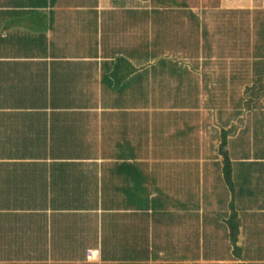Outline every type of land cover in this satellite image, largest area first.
<instances>
[{
    "label": "crops",
    "instance_id": "crops-1",
    "mask_svg": "<svg viewBox=\"0 0 264 264\" xmlns=\"http://www.w3.org/2000/svg\"><path fill=\"white\" fill-rule=\"evenodd\" d=\"M48 2L0 0V37L29 39L24 48L1 49L0 42V248L24 249L27 257L17 261L28 264H179L165 258L102 262L98 212L81 205L103 193L122 195L123 207L109 208L114 218L152 179L178 187L181 178H199L222 189L224 163L212 154L218 134L233 141L226 148L238 182L247 181L256 193L260 187L257 200L264 198V17L256 16L264 5H253L248 25L235 20V40L222 44L219 59L212 46L198 57L213 58V64L120 62L114 57L121 42L116 27L86 49L87 64L66 56L62 42L81 38V26L54 32ZM206 31L205 38L213 34ZM52 35L58 36L56 47L46 42ZM32 39L41 45L31 47ZM176 56L190 59L184 51ZM209 200L208 208L218 207L214 197ZM255 203L238 209L245 232L264 231V208ZM125 221L113 229L131 232ZM253 241L258 246L264 238Z\"/></svg>",
    "mask_w": 264,
    "mask_h": 264
},
{
    "label": "trees",
    "instance_id": "trees-1",
    "mask_svg": "<svg viewBox=\"0 0 264 264\" xmlns=\"http://www.w3.org/2000/svg\"><path fill=\"white\" fill-rule=\"evenodd\" d=\"M49 1L45 6L53 16L50 25L52 24L54 32L77 25L82 28L81 38H65V41H62L69 58L77 55L84 59V63L90 64L86 49L92 45L96 47L100 40L105 41L106 32L116 27L121 33L122 44L119 42L116 45L119 52L114 57L120 62L129 64L130 57H134L143 63L151 64L162 61L171 63V60L178 64L198 63L191 57H195V53L199 52L200 39L205 38L207 31L185 0H163L166 3L163 6L145 4L149 0H68L72 2L69 7L56 2L58 0ZM139 1H143V6ZM249 10L237 9L234 6L213 10L216 18L215 35H219L220 28L223 27L235 39L234 32L240 26V23L235 25V20L238 18L239 22L248 25L249 19L244 22L242 18L248 17ZM62 15L67 18L61 20L59 16ZM256 16L264 17V9ZM94 17L108 19L97 21ZM123 17H135L137 20H131L132 23L127 24ZM55 18L62 22L56 23ZM138 18L145 19L139 22ZM261 28L264 32L263 21ZM10 37L12 36L0 37V42H5L1 49L24 48L29 40L20 42ZM57 40V35L46 38V42L52 43V47H56ZM41 43L42 41L38 44L37 39L30 41L31 47L37 44L40 46ZM206 45L205 53L208 47L210 48L208 42ZM217 48L219 53L222 47L219 44ZM182 51L186 52L190 59L176 60V54ZM194 142L197 147L203 146L200 136H195ZM228 144L233 145V141L226 135L222 137L219 134L212 142V154L224 163V181L218 179L219 183H223L220 190H215L213 185L199 182V178L192 182H189L187 177L181 178L178 187H172L169 183L162 185L152 179L149 183H142L141 192L123 204L127 211L114 218L108 216L109 208L123 207L120 204L122 195L103 193L97 199H85L81 207L93 208L98 212L100 229L97 233L96 248L102 262L109 258L126 257L132 260L146 258L153 261L160 258L171 261L179 259V264H185L183 261H189L188 264H264V243L258 241L256 246L253 241L264 238V231H254L252 228L251 232H245V227L240 224L245 218L238 212V209L246 208L247 202H256V206L264 208V198L257 200L262 197L260 187L256 193L255 186L252 187L244 180L238 182L236 174L232 173L234 155L226 148ZM240 193L243 196L239 197ZM205 197L206 202L210 204H213V201L209 199L214 197V200L218 201V207L208 208ZM198 204L201 206L198 207ZM124 218L125 222L131 223L132 229L125 235L122 230L113 229L120 225V220ZM111 221L115 222L114 225H110ZM128 238L129 245L126 242ZM26 257L24 249L0 248V264H28L25 261H17ZM142 263L171 264L150 261Z\"/></svg>",
    "mask_w": 264,
    "mask_h": 264
},
{
    "label": "rangeland",
    "instance_id": "rangeland-1",
    "mask_svg": "<svg viewBox=\"0 0 264 264\" xmlns=\"http://www.w3.org/2000/svg\"><path fill=\"white\" fill-rule=\"evenodd\" d=\"M188 2L189 6L191 7V9H193V11L195 12L196 15L201 16V21L203 22V24L206 26V30L207 28H211L212 30V35L209 36L207 35V38H203L200 39V46H199V52L195 53V57H196V61H198V63L200 61H202L203 63L208 61V64H213L215 63V60L213 58H209V59H199L197 55L199 56H204L205 53V49L207 47L206 43L208 42L210 44V47L212 46V48L215 50V57H217L219 59V53L218 52V48L217 45L220 44V46L222 47L223 43H230V42H234V37L231 36V33L228 30H225L223 27L220 28V32L219 35H215L214 33V28H215V16H214V12L213 10L215 9H222L225 8L226 6H233V5H244L246 7H249L248 9L251 10H255L253 7V5H264V0H239L238 2H236L235 0H185ZM147 5L149 6H161L160 3H158V1H151L149 0L147 2ZM166 5V3H165ZM250 11V10H249ZM242 19H244L243 21L246 22V19L248 21H251V16L248 15V17H243ZM223 23V22H222ZM210 32V31H208ZM206 42V43H205ZM203 45V47H202ZM206 45V46H204ZM211 57V56H209ZM195 98H198L200 95L199 94H194ZM198 117V115L196 116ZM196 122V121H195Z\"/></svg>",
    "mask_w": 264,
    "mask_h": 264
}]
</instances>
